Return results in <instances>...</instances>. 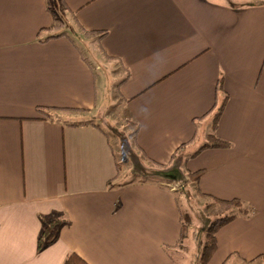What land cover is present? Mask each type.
<instances>
[{"label":"crops","instance_id":"crops-1","mask_svg":"<svg viewBox=\"0 0 264 264\" xmlns=\"http://www.w3.org/2000/svg\"><path fill=\"white\" fill-rule=\"evenodd\" d=\"M225 96L229 145L196 152ZM108 114L147 169L121 174ZM180 191L248 210L207 264H264V0H0V264H199Z\"/></svg>","mask_w":264,"mask_h":264},{"label":"trees","instance_id":"trees-1","mask_svg":"<svg viewBox=\"0 0 264 264\" xmlns=\"http://www.w3.org/2000/svg\"><path fill=\"white\" fill-rule=\"evenodd\" d=\"M220 87L221 85L218 82L217 88L220 89ZM226 101H227V97L225 96L220 100V102L217 104L215 108H212L213 110L211 109L213 111L212 124H211L212 131L207 135L206 140L196 152H199L207 148H224L229 145V143L225 139L221 138L215 133V129L217 127L222 111L226 105ZM37 110L44 113L46 116L59 118V115L56 113V111L58 110L57 107L38 106ZM201 173L202 171L188 173L190 180L194 182L195 185L198 184V180L200 178ZM210 203L216 206L215 209L216 212L218 213V216L215 219L211 220L208 223V225L204 228L205 239L202 243V251L199 258V264H207V262L215 252L216 232L222 226L232 221L236 216L238 215L245 216L248 214V210L243 206L241 200L238 198L220 199L216 197H211ZM185 217L187 216L186 215H184V217L182 216V218ZM59 222L61 223L63 221L54 219L49 222L48 221L45 222L40 238L38 240V249H41L45 245L52 242L53 227ZM62 264H89V263L86 260H84L80 255H78L76 252H71L65 257Z\"/></svg>","mask_w":264,"mask_h":264},{"label":"rangeland","instance_id":"rangeland-1","mask_svg":"<svg viewBox=\"0 0 264 264\" xmlns=\"http://www.w3.org/2000/svg\"><path fill=\"white\" fill-rule=\"evenodd\" d=\"M121 118H116L113 116V114H108L106 118H103L105 122V126L108 129V133L111 138L112 146L114 149V153L116 155V159L119 162L121 168V174H124L127 170L136 169L137 171H141L140 169H147V164H144L143 159L141 157L131 156L126 149L124 150L122 147L125 144L130 143V147H127L131 149L132 146V135L131 130L132 128H128L126 125H124L123 120H120ZM124 131H130V133L126 134L124 136ZM129 136L130 142L127 143ZM123 138L125 140H123ZM120 143V144H119ZM146 165V167H145ZM139 173H136L133 176H127L126 178H139ZM121 180H127L124 177L121 178ZM194 193L190 195V197L185 198V194L183 192H178V201L180 206V211L182 213V216L186 215L187 217L183 218V223L185 228L189 229L190 231L193 230V237L192 239L195 241V246L193 248V255L198 260L201 254L202 250V243L205 239V233L204 228L208 225V223L215 219L218 216V213L216 212L215 205H212L210 201L204 200V199H198L194 197ZM210 203V204H209ZM192 231V232H193ZM190 248V246H189ZM183 247L175 249V253L178 258L176 257V260L178 264H191V261L189 259V256H185L184 251H182ZM186 258V259H185ZM186 260V261H185ZM193 264V263H192ZM197 264V263H196Z\"/></svg>","mask_w":264,"mask_h":264}]
</instances>
